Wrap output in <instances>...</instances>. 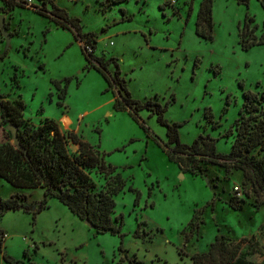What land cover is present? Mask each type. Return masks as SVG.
<instances>
[{
	"label": "rangeland",
	"instance_id": "obj_1",
	"mask_svg": "<svg viewBox=\"0 0 264 264\" xmlns=\"http://www.w3.org/2000/svg\"><path fill=\"white\" fill-rule=\"evenodd\" d=\"M101 1L55 4L80 21L83 34L97 36V56L118 59L134 100L168 105L164 118L181 125L182 143L209 136L218 153L229 154L235 136L225 135L239 118L243 94L264 92V46L244 50L239 37L246 18L254 19L255 34L261 35L260 3L214 0V38L206 40L195 30L203 0H131L107 8ZM2 8L0 3V16L13 38L7 46L0 30V56L8 53L0 60V96L22 97L29 124L51 119L62 131L76 132L117 168L112 181L120 175L125 187L114 196L113 218H123L121 235H97L54 199L35 220L22 211L8 212L0 218L5 236L0 264H7L4 254L23 264H192V257L207 253L217 235L243 241L244 258L264 263V206L257 208L243 172L206 166L201 175L185 174L163 152L167 129L156 115L141 111L135 120L130 110L114 109L113 92H106L100 73L86 69L83 44L73 31L57 28L32 8ZM122 10L132 20L122 21ZM108 69L113 75L115 64ZM64 79L71 81L59 107L60 91L53 82ZM93 177L100 187L111 183L103 175ZM15 192L0 179V198ZM42 198L38 190L30 201ZM230 201L243 208L231 209Z\"/></svg>",
	"mask_w": 264,
	"mask_h": 264
},
{
	"label": "trees",
	"instance_id": "obj_2",
	"mask_svg": "<svg viewBox=\"0 0 264 264\" xmlns=\"http://www.w3.org/2000/svg\"><path fill=\"white\" fill-rule=\"evenodd\" d=\"M37 1L41 2V6L28 7L26 0H0L3 11L32 8L34 13L48 18L57 28L73 31L75 40L83 44V54L87 60L86 69L100 73L108 84L106 92H113L114 109L119 112L130 110L135 120L141 111H148L152 116L156 115L159 123L166 127L168 141L163 152L169 162L176 164L185 174L194 176L201 175L206 166H218L226 172L241 171L245 182H250L252 193L256 195L257 208L264 206V155H259L264 153V92L259 94L248 91L243 94L244 103L239 118L225 135L235 136L229 154L218 153L216 141L209 136H200L192 145L184 144L179 133L181 125L169 123L164 118L168 105L162 106L153 99L144 103L134 100L125 79L121 77L118 59L106 58L104 53L101 56L96 55L97 36L93 33L83 34L80 21L60 9L55 0ZM129 1L131 0H102L101 3L107 8ZM236 1L242 5H248L250 2ZM257 1L264 10V0ZM213 5L214 0H203L198 10L196 34L206 40L214 38ZM122 12V21L132 20L126 17L124 10ZM253 23L254 19L246 18L239 32L240 44L244 50L264 46V22L259 36L255 34L259 27H253ZM7 55L8 53L4 52L0 60ZM112 64L116 67L113 75L108 69ZM70 81L64 79L53 82L60 91V101L57 103L59 107L63 106L61 100L65 99V91ZM63 82L65 86L62 88ZM115 88L116 93L113 91ZM25 110L26 104L22 97L11 100L0 96V179L17 190L7 199L0 198V218L8 212L22 211L32 214L35 220L38 214L48 208L49 201L54 199L66 206L79 220H88L97 235H121L123 218H113L116 208L114 196L123 191L125 182L120 175L115 176V181H112L117 168L107 165L104 155L76 132L62 131L55 120L45 119L37 126L29 124L24 120ZM12 125L18 128L19 146L14 144L12 133L8 130V126ZM71 147L75 150L71 151ZM94 174L103 175L113 185L117 184L113 186L108 183V188L100 187L93 177ZM38 190L43 191V198L37 203L30 201ZM130 190L133 191L132 188ZM36 205L37 209L33 211ZM229 207L235 211L243 208L239 202L233 201H230ZM195 217L196 214L188 226L193 225ZM4 237V231L0 228V246ZM242 250L243 241L233 243L227 237L217 235L207 253L195 254L192 257V264H264L248 262ZM3 259L7 264H23L22 261L11 259L6 254Z\"/></svg>",
	"mask_w": 264,
	"mask_h": 264
},
{
	"label": "water",
	"instance_id": "obj_3",
	"mask_svg": "<svg viewBox=\"0 0 264 264\" xmlns=\"http://www.w3.org/2000/svg\"><path fill=\"white\" fill-rule=\"evenodd\" d=\"M0 30H1V32L3 34V36L6 39L7 46H9L10 42H11V39H12V36L7 32V29H6V26H5L4 16H0ZM8 130L12 133L14 144L19 146L20 142H19V139H18V128L16 126L12 125V126H8ZM84 222H85V224H87V226H89V228L93 229L92 224L88 220H85Z\"/></svg>",
	"mask_w": 264,
	"mask_h": 264
},
{
	"label": "built area",
	"instance_id": "obj_4",
	"mask_svg": "<svg viewBox=\"0 0 264 264\" xmlns=\"http://www.w3.org/2000/svg\"><path fill=\"white\" fill-rule=\"evenodd\" d=\"M27 3H28V7H31V6H41V2L37 1V0H26ZM73 1V0H71ZM173 3H176V1H173ZM234 191H236V193H240V187L239 186H235L234 187ZM241 195V194H240Z\"/></svg>",
	"mask_w": 264,
	"mask_h": 264
},
{
	"label": "crops",
	"instance_id": "obj_5",
	"mask_svg": "<svg viewBox=\"0 0 264 264\" xmlns=\"http://www.w3.org/2000/svg\"><path fill=\"white\" fill-rule=\"evenodd\" d=\"M1 3V2H0ZM13 38V37H12ZM98 56H101V55H98Z\"/></svg>",
	"mask_w": 264,
	"mask_h": 264
}]
</instances>
